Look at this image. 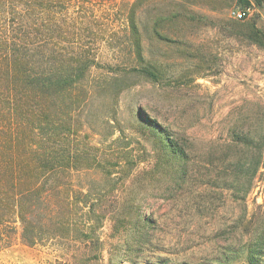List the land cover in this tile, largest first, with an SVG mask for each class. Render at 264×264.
Returning a JSON list of instances; mask_svg holds the SVG:
<instances>
[{
    "label": "rangeland",
    "instance_id": "374dc122",
    "mask_svg": "<svg viewBox=\"0 0 264 264\" xmlns=\"http://www.w3.org/2000/svg\"><path fill=\"white\" fill-rule=\"evenodd\" d=\"M248 1L65 6L70 45L94 44L98 59L115 67L134 58L139 41L151 73L126 79L132 86L115 113L101 97L93 122L100 134L85 130L104 155L119 157L115 175L124 181L109 184L96 171L70 176L71 203L97 204L93 227L103 249L85 246L103 255L96 264H248L260 251L264 264V2ZM245 8L246 19L232 15ZM59 253L17 240L0 264H58Z\"/></svg>",
    "mask_w": 264,
    "mask_h": 264
},
{
    "label": "trees",
    "instance_id": "16d2710c",
    "mask_svg": "<svg viewBox=\"0 0 264 264\" xmlns=\"http://www.w3.org/2000/svg\"><path fill=\"white\" fill-rule=\"evenodd\" d=\"M68 2L0 0V254L18 240L29 248L55 247L64 260L58 264H96L103 255L85 246L103 249L93 227L97 204L71 203L70 176L96 171L109 184L124 181L115 175L122 170L119 157L104 155L84 134H100L93 122L101 97L115 113L132 86L126 79L151 73L139 41L131 45L134 58L115 67L98 59L94 44L70 45ZM128 16L137 35L134 13ZM122 168L127 176L131 166ZM74 213L91 219L75 221ZM260 252L250 253L248 264H259Z\"/></svg>",
    "mask_w": 264,
    "mask_h": 264
},
{
    "label": "built area",
    "instance_id": "2783aa9c",
    "mask_svg": "<svg viewBox=\"0 0 264 264\" xmlns=\"http://www.w3.org/2000/svg\"><path fill=\"white\" fill-rule=\"evenodd\" d=\"M250 14V9H238L235 11H232V15L238 19V20H243L246 19Z\"/></svg>",
    "mask_w": 264,
    "mask_h": 264
}]
</instances>
